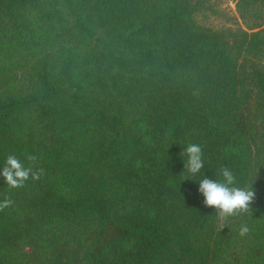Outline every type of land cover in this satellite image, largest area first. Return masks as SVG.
<instances>
[{
    "label": "trees",
    "instance_id": "obj_1",
    "mask_svg": "<svg viewBox=\"0 0 264 264\" xmlns=\"http://www.w3.org/2000/svg\"><path fill=\"white\" fill-rule=\"evenodd\" d=\"M236 6L229 41L191 0H0V168L43 170L0 179V264H264V0ZM222 167L255 194L224 228Z\"/></svg>",
    "mask_w": 264,
    "mask_h": 264
},
{
    "label": "clouds",
    "instance_id": "obj_2",
    "mask_svg": "<svg viewBox=\"0 0 264 264\" xmlns=\"http://www.w3.org/2000/svg\"><path fill=\"white\" fill-rule=\"evenodd\" d=\"M187 156L185 167L190 177L198 176L204 168L202 148L198 144H189L182 156ZM30 161H35V156H29ZM43 170L34 171L33 167H26L25 164L15 155H9L2 168H0V179L8 185L9 188H22L31 178L39 180ZM222 179L214 180L203 177L199 180L198 191L204 197L203 204L211 208L216 213V219L219 227L224 228L230 218L238 217L248 213L254 200V192L248 189L239 188L236 185V178L231 169L222 167L220 170ZM12 204L10 199L0 203V210L9 207ZM249 228L246 224H241L239 235L247 236Z\"/></svg>",
    "mask_w": 264,
    "mask_h": 264
},
{
    "label": "rangeland",
    "instance_id": "obj_3",
    "mask_svg": "<svg viewBox=\"0 0 264 264\" xmlns=\"http://www.w3.org/2000/svg\"><path fill=\"white\" fill-rule=\"evenodd\" d=\"M191 2L192 5L197 6L194 19L201 25L222 32L229 41L233 33L242 34L244 31L249 33L244 20L238 14L236 0H191ZM256 131L254 134L255 141L253 140L255 149L264 142L262 123L258 125ZM256 166L264 172L263 160L258 159Z\"/></svg>",
    "mask_w": 264,
    "mask_h": 264
}]
</instances>
